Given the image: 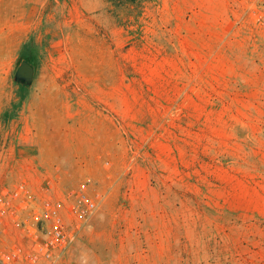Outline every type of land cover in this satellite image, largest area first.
Masks as SVG:
<instances>
[{
	"label": "rangeland",
	"instance_id": "obj_1",
	"mask_svg": "<svg viewBox=\"0 0 264 264\" xmlns=\"http://www.w3.org/2000/svg\"><path fill=\"white\" fill-rule=\"evenodd\" d=\"M251 1L0 0V187L41 143L38 180L99 197L61 264H264Z\"/></svg>",
	"mask_w": 264,
	"mask_h": 264
},
{
	"label": "built area",
	"instance_id": "obj_2",
	"mask_svg": "<svg viewBox=\"0 0 264 264\" xmlns=\"http://www.w3.org/2000/svg\"><path fill=\"white\" fill-rule=\"evenodd\" d=\"M248 9L264 31V0H252ZM58 179L24 175L0 187V264H61L94 216L99 197L91 180L61 186Z\"/></svg>",
	"mask_w": 264,
	"mask_h": 264
},
{
	"label": "crops",
	"instance_id": "obj_3",
	"mask_svg": "<svg viewBox=\"0 0 264 264\" xmlns=\"http://www.w3.org/2000/svg\"><path fill=\"white\" fill-rule=\"evenodd\" d=\"M25 132V131H24ZM26 134V133H25ZM25 134L20 133V135H17L19 137L22 136V138H26L25 140H29L30 138L28 136H25ZM42 144L39 143L36 146H19L16 147L14 145L13 149H14V157L11 159V161H13V164H16V171L15 173L18 174H22V171L24 170V167L26 166L29 172L26 173V175H33L35 177L41 175L43 173L42 171V164H41V160L44 157L43 154V150H42ZM13 166V165H12ZM21 168V170H19ZM9 175V174H8ZM6 174V177L8 176ZM166 235V234H165ZM157 237L160 239L163 238L161 232H156V233H147L144 232V240H150V237Z\"/></svg>",
	"mask_w": 264,
	"mask_h": 264
},
{
	"label": "water",
	"instance_id": "obj_4",
	"mask_svg": "<svg viewBox=\"0 0 264 264\" xmlns=\"http://www.w3.org/2000/svg\"><path fill=\"white\" fill-rule=\"evenodd\" d=\"M27 66V64L25 62L22 63V65L20 66V69L25 68Z\"/></svg>",
	"mask_w": 264,
	"mask_h": 264
},
{
	"label": "trees",
	"instance_id": "obj_5",
	"mask_svg": "<svg viewBox=\"0 0 264 264\" xmlns=\"http://www.w3.org/2000/svg\"><path fill=\"white\" fill-rule=\"evenodd\" d=\"M128 1H130V2H135L136 0H128Z\"/></svg>",
	"mask_w": 264,
	"mask_h": 264
}]
</instances>
